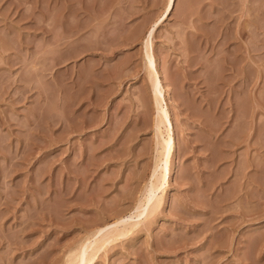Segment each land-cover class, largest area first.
<instances>
[{"label": "rangeland", "instance_id": "obj_1", "mask_svg": "<svg viewBox=\"0 0 264 264\" xmlns=\"http://www.w3.org/2000/svg\"><path fill=\"white\" fill-rule=\"evenodd\" d=\"M164 4L0 0V264H65L136 220L155 154L142 41ZM150 42L170 176L92 264H264V0H175Z\"/></svg>", "mask_w": 264, "mask_h": 264}, {"label": "bare ground", "instance_id": "obj_2", "mask_svg": "<svg viewBox=\"0 0 264 264\" xmlns=\"http://www.w3.org/2000/svg\"><path fill=\"white\" fill-rule=\"evenodd\" d=\"M175 4V0H165L164 8L159 18L152 23L145 33V39L143 42V66L145 73L149 81V91L152 97V102L155 106V118L153 122V140L154 147V166L150 175L149 185L145 188L143 197H140L136 207L133 209L135 212L131 215L132 218L136 219L130 223H124L122 217L117 218L112 223L97 227L89 237L79 243V245L73 249L72 252L65 260V264H92L97 253L105 248L108 243L115 241L118 237L131 233L139 224L138 221L141 218H148L150 212L157 210L159 207L162 194L164 193V185L168 181V175L171 172L169 169V157L174 150V138H173V127L168 116L167 111L162 105V89L161 81L158 76V72L155 67V59L150 42L151 36L157 27V25L164 21L169 13L172 11ZM166 88V87H165ZM167 90L168 87L166 88ZM170 176V175H169ZM156 192H160L161 197L155 200L153 196ZM152 199L154 200L152 201ZM151 202H153L151 204ZM147 208L148 214L145 213ZM149 208V209H148ZM146 211V212H147ZM146 215V216H145ZM145 216V217H144ZM150 217V216H149ZM124 219H126L124 217ZM145 220V219H144ZM143 220V221H144ZM126 222H129L126 220ZM119 226V228H118ZM112 229L109 232L104 230ZM104 231V232H103ZM104 233V234H102ZM106 233V234H105Z\"/></svg>", "mask_w": 264, "mask_h": 264}]
</instances>
